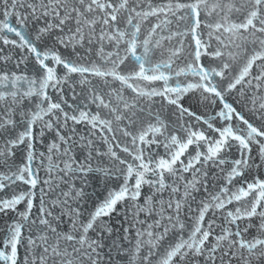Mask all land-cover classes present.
<instances>
[{
	"label": "snow or ice",
	"instance_id": "6c2138e0",
	"mask_svg": "<svg viewBox=\"0 0 264 264\" xmlns=\"http://www.w3.org/2000/svg\"><path fill=\"white\" fill-rule=\"evenodd\" d=\"M0 264H264V0H0Z\"/></svg>",
	"mask_w": 264,
	"mask_h": 264
}]
</instances>
